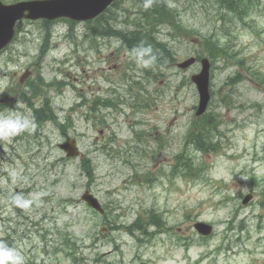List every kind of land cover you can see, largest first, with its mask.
Wrapping results in <instances>:
<instances>
[{
	"label": "rangeland",
	"instance_id": "rangeland-1",
	"mask_svg": "<svg viewBox=\"0 0 264 264\" xmlns=\"http://www.w3.org/2000/svg\"><path fill=\"white\" fill-rule=\"evenodd\" d=\"M116 1L101 19L130 31L140 21L139 5ZM166 2L181 27L162 23L155 34L175 61L204 47L199 35L225 48L209 58L207 110L217 115V151L190 146L197 170L189 168L187 176L181 164L169 169L190 135L198 102L190 76L200 70L198 61L186 69L145 67L118 34L95 35V22L61 18L19 20L0 53L1 97L14 94L27 68L29 78L39 70L44 84L53 82L39 97L26 90L28 99L10 103L0 117L33 118L30 103L39 107L47 97L61 126L34 120V130L0 139V242L25 264L263 263L264 0H254L244 18L223 12L216 0ZM67 136L77 140L81 156L68 158L58 147ZM85 189L106 207L104 214L80 199ZM25 200L28 207L21 206ZM151 211L162 214L166 231L146 223L147 236L125 231L139 215L148 222ZM196 220L213 225L207 239L199 240ZM102 225L111 229L103 233Z\"/></svg>",
	"mask_w": 264,
	"mask_h": 264
},
{
	"label": "trees",
	"instance_id": "trees-1",
	"mask_svg": "<svg viewBox=\"0 0 264 264\" xmlns=\"http://www.w3.org/2000/svg\"><path fill=\"white\" fill-rule=\"evenodd\" d=\"M134 1L139 5L140 21H132V25L135 24L133 30L127 32L113 31L112 26L108 24L106 19L100 21L101 16L95 20L96 27L91 29L94 34L103 35L111 32L118 34L126 48L132 53L134 49L141 46H151L153 52L150 53V55L155 56V61L152 64L156 66H168L175 58L170 51V48L167 46V43L158 40L155 33L158 30V26L162 23L172 22L175 28L181 27L179 23H177L178 17L176 11L173 8H170L165 0ZM216 3L220 10L233 13L240 18L246 17L250 9L252 11L254 6V0H216ZM207 41L208 42H206L204 46L205 49L201 48L200 51H197L199 53L197 57H199L204 50L208 52L210 57H215L225 49L216 41H212L209 38ZM145 58L147 59V57ZM47 116L53 117L51 113L47 114ZM207 117L208 116L204 115L203 118L195 120V122H192L190 125V131L193 132L194 130V133L191 134L193 137H190L193 139L191 143L194 146L202 147L204 145L205 133L206 131H209L210 128L209 119ZM196 133L198 136L193 135Z\"/></svg>",
	"mask_w": 264,
	"mask_h": 264
},
{
	"label": "water",
	"instance_id": "water-1",
	"mask_svg": "<svg viewBox=\"0 0 264 264\" xmlns=\"http://www.w3.org/2000/svg\"><path fill=\"white\" fill-rule=\"evenodd\" d=\"M112 0H29L20 1L14 4H0V47L3 46L10 38L13 23L20 17H46L54 18L67 16L76 20L93 18L100 13ZM28 10L27 14L24 11ZM194 57L185 59L177 65L185 68L194 62ZM202 68L198 74L192 75L193 81L197 85L199 92V104L196 114H200L206 107L209 99L208 93V67L209 63L206 58L201 59ZM67 156L77 154L74 140H68L60 144ZM83 198L93 207L101 210L99 203L91 194L83 195ZM198 230L202 233L209 231L208 226L198 223Z\"/></svg>",
	"mask_w": 264,
	"mask_h": 264
},
{
	"label": "clouds",
	"instance_id": "clouds-1",
	"mask_svg": "<svg viewBox=\"0 0 264 264\" xmlns=\"http://www.w3.org/2000/svg\"><path fill=\"white\" fill-rule=\"evenodd\" d=\"M152 52L153 49L151 46H141L133 50L137 61L145 67L155 61V56L150 55ZM145 57H147V59ZM35 127L34 118H29L23 114L13 112L8 116L0 117V139L7 140L26 130H34ZM30 204V200H25L21 206L28 207ZM0 264H25V258L16 249L0 242Z\"/></svg>",
	"mask_w": 264,
	"mask_h": 264
}]
</instances>
